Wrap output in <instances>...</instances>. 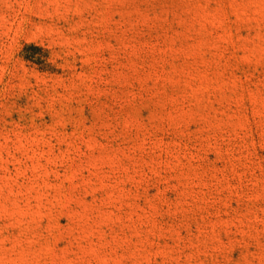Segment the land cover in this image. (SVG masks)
<instances>
[{"label":"rangeland","instance_id":"1","mask_svg":"<svg viewBox=\"0 0 264 264\" xmlns=\"http://www.w3.org/2000/svg\"><path fill=\"white\" fill-rule=\"evenodd\" d=\"M0 264H264V0H0Z\"/></svg>","mask_w":264,"mask_h":264}]
</instances>
